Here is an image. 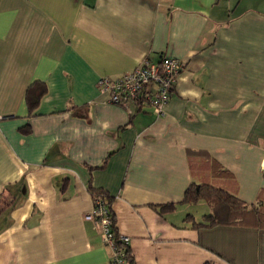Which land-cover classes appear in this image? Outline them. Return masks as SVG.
<instances>
[{"label": "crops", "instance_id": "crops-1", "mask_svg": "<svg viewBox=\"0 0 264 264\" xmlns=\"http://www.w3.org/2000/svg\"><path fill=\"white\" fill-rule=\"evenodd\" d=\"M163 56L185 67L162 115L97 86ZM192 183L264 191V0H0V264H110L89 187L135 264H264V228L192 227Z\"/></svg>", "mask_w": 264, "mask_h": 264}, {"label": "built area", "instance_id": "built-area-1", "mask_svg": "<svg viewBox=\"0 0 264 264\" xmlns=\"http://www.w3.org/2000/svg\"><path fill=\"white\" fill-rule=\"evenodd\" d=\"M184 67L185 63L174 57L163 56L157 62L144 57L127 73L115 78L100 77L97 86L112 104L122 107L131 103L150 106L157 115H162L175 88L177 77ZM85 218L95 225L109 248L110 264H125L122 250L117 247L113 236L111 212L100 196L94 199L92 211ZM118 241L128 245L129 238L119 234Z\"/></svg>", "mask_w": 264, "mask_h": 264}, {"label": "trees", "instance_id": "trees-1", "mask_svg": "<svg viewBox=\"0 0 264 264\" xmlns=\"http://www.w3.org/2000/svg\"><path fill=\"white\" fill-rule=\"evenodd\" d=\"M45 92L46 85L41 81H34L27 87L25 92V103L30 116L34 114ZM188 155L192 156L191 153H188ZM214 172L216 175L224 174L229 176L228 171L222 169L216 163H214ZM89 188L93 194V201L97 196H100L111 212L113 236L117 243V247L122 250L124 263L135 264L134 257L128 245H124L122 242L118 241L119 233L116 229L115 218L111 210V197L103 190L93 189L92 187ZM182 202L191 205L204 202L209 209L206 214L201 216L199 221H196L191 215L186 216V220L191 218V225L195 229L211 228L217 225H243L264 228L263 190L259 193L254 203H246L222 187L209 183H192L186 189ZM0 203L6 205V203H3V200H1ZM173 207L174 205L172 203H167L159 205L155 209L160 214H163Z\"/></svg>", "mask_w": 264, "mask_h": 264}, {"label": "rangeland", "instance_id": "rangeland-1", "mask_svg": "<svg viewBox=\"0 0 264 264\" xmlns=\"http://www.w3.org/2000/svg\"><path fill=\"white\" fill-rule=\"evenodd\" d=\"M183 209L192 212L193 214H200L201 212H207L206 210L208 209V207L204 202H199L194 206L193 205L184 206Z\"/></svg>", "mask_w": 264, "mask_h": 264}]
</instances>
